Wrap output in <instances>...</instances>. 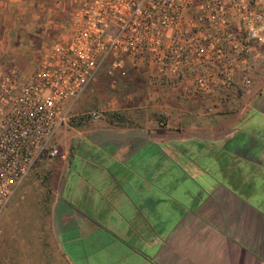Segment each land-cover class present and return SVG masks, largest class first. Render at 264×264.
<instances>
[{
    "label": "crops",
    "instance_id": "1",
    "mask_svg": "<svg viewBox=\"0 0 264 264\" xmlns=\"http://www.w3.org/2000/svg\"><path fill=\"white\" fill-rule=\"evenodd\" d=\"M127 68L92 88V109L83 111L85 96L58 130L32 253L57 257L48 264H264L260 216L248 210L260 222H241V208L194 206L199 148L263 126L264 47L241 63L228 98L200 92L187 75L170 84L148 59Z\"/></svg>",
    "mask_w": 264,
    "mask_h": 264
},
{
    "label": "built area",
    "instance_id": "2",
    "mask_svg": "<svg viewBox=\"0 0 264 264\" xmlns=\"http://www.w3.org/2000/svg\"><path fill=\"white\" fill-rule=\"evenodd\" d=\"M259 47L264 0H84L27 78L0 64V213L44 155H60L56 134L102 68L126 76L148 59L170 84L187 75L228 98Z\"/></svg>",
    "mask_w": 264,
    "mask_h": 264
},
{
    "label": "rangeland",
    "instance_id": "3",
    "mask_svg": "<svg viewBox=\"0 0 264 264\" xmlns=\"http://www.w3.org/2000/svg\"><path fill=\"white\" fill-rule=\"evenodd\" d=\"M7 1L12 2V5L5 6L6 0L3 6L0 5V37L3 38L0 39V64L7 67H18L22 78L25 79L36 69L45 48L66 34L71 14L84 0ZM118 79V74L108 76L106 68H102L88 86L82 99L76 102L71 114L76 111L85 96H87L88 104L85 103L83 111H90L92 104L88 99L96 95L95 92H90L91 89L94 88L100 92L99 90L103 89L107 81L113 82ZM57 157L44 155L24 181L22 188L17 190L0 213V264H48L46 259H48L49 252L46 251L45 255L38 256L32 253L31 248L32 242L35 241L33 236L37 234L34 225L37 222L41 224L46 221L45 217L37 213V207L41 206L37 194L45 192V186L41 181L45 175L53 173L52 168ZM218 204L231 208H242L243 206L223 192H219L208 203V205ZM241 216V222L244 220L248 223L260 222L249 211H245L244 214L242 211ZM262 230L264 231V220H262ZM36 250L37 248L34 247L35 252ZM38 250H41L40 246ZM50 256L57 258L52 255L48 257Z\"/></svg>",
    "mask_w": 264,
    "mask_h": 264
},
{
    "label": "trees",
    "instance_id": "4",
    "mask_svg": "<svg viewBox=\"0 0 264 264\" xmlns=\"http://www.w3.org/2000/svg\"><path fill=\"white\" fill-rule=\"evenodd\" d=\"M252 131L211 141L194 154V206H206L218 191L226 190L243 205L239 212L250 210L264 220V123ZM51 176L42 179L46 190Z\"/></svg>",
    "mask_w": 264,
    "mask_h": 264
}]
</instances>
